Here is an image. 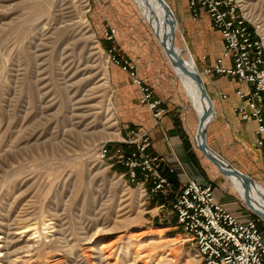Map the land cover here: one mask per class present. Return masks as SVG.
Returning a JSON list of instances; mask_svg holds the SVG:
<instances>
[{"label": "rangeland", "instance_id": "rangeland-1", "mask_svg": "<svg viewBox=\"0 0 264 264\" xmlns=\"http://www.w3.org/2000/svg\"><path fill=\"white\" fill-rule=\"evenodd\" d=\"M165 1L207 89L224 76L204 71L221 52L220 35L206 17L192 19L186 0ZM236 3L264 43V0ZM112 56L133 64L161 106L178 111L185 144L207 163L188 131L195 112L131 0H0V264H185L196 254L166 227L174 223L170 195L144 192L117 158L99 156L104 144L111 155L134 140L129 131L145 128L151 114ZM227 84L231 95L240 85ZM207 91L215 111L208 145L264 188V144H235L230 116ZM213 179L214 197H225Z\"/></svg>", "mask_w": 264, "mask_h": 264}, {"label": "built area", "instance_id": "built-area-1", "mask_svg": "<svg viewBox=\"0 0 264 264\" xmlns=\"http://www.w3.org/2000/svg\"><path fill=\"white\" fill-rule=\"evenodd\" d=\"M193 20L204 16L221 39V52L205 73H216L235 78L240 84L234 90L239 103L232 106L233 113L242 121L252 119L256 123L255 134L259 146L264 144V43L257 27L238 11L236 0H186ZM115 31L106 32L111 39ZM112 61L129 70L134 83L140 88V103L160 121L166 113L160 100H156L145 80L138 78L134 65L128 60L112 56ZM245 85V88L242 87ZM220 101L229 94L217 90ZM134 140H124L134 146L128 153L122 146L110 155L104 144L98 152L101 159L117 158L127 170L129 179L136 182L144 192L163 194L168 188V179L160 169V157L151 150L152 140L145 128L129 131ZM175 213L174 228L185 236L183 243L189 244L199 256L197 264H264V228L260 229L254 217L242 221L215 200L211 182L199 183L188 178L177 191L171 204Z\"/></svg>", "mask_w": 264, "mask_h": 264}, {"label": "crops", "instance_id": "crops-1", "mask_svg": "<svg viewBox=\"0 0 264 264\" xmlns=\"http://www.w3.org/2000/svg\"><path fill=\"white\" fill-rule=\"evenodd\" d=\"M231 78L232 77L220 76V79L215 80V82L212 81L210 85L207 86V90L210 89L213 91V95L219 103V111L221 112L222 109H224L225 114H228L230 116V123L233 124V127L231 129V131L233 130V134L228 133V136L231 139L233 138V142H235V144H238V142H242L245 138H249L255 144L257 143V138L255 135L256 123L252 119L242 121L239 116L232 111V106L238 104L239 100L234 95V92L232 95L229 94L230 89L227 84V79ZM220 89L229 94L228 100L223 102L219 100L217 96V90ZM177 112L178 111L173 110L172 108L166 107V113L160 121L155 120L152 115L148 113V120L144 121L142 124L145 129L149 130V134L152 140L150 150L160 157L161 172L169 182L167 193L168 195H170V201H168L167 203L169 206V210H171L173 213V219H175V213L171 209V204L177 191L185 184L188 178L194 179L199 183H212L214 182L213 178H218L217 180L221 181L223 191H225L227 194L223 192L225 197L218 199L215 197V200L235 216H237L239 219H241L242 221H246L250 218V214L243 209L242 204L240 203L238 204V206L231 204V202H234L235 200L232 196L236 197L237 194L230 188L227 179L217 174V170L210 162H208V160L203 155L202 156L204 157L205 161H207V163L196 160L192 155L193 152L191 151V149L188 148L185 144V139L181 136L183 127L180 123V115ZM191 129L192 127H190L188 131L193 143L194 141L191 137ZM228 130H230L229 127L225 126L224 131L230 132ZM244 131L248 132V134ZM214 137V134L211 133V138ZM194 145L195 144L193 143V146ZM194 149L201 155V153L196 149L195 146ZM251 152L247 150L248 156H250V154L252 155ZM252 159L254 160V156L252 157ZM204 166L205 170L203 171L202 167ZM174 223H167L166 227L175 229ZM176 234L182 235V232H178Z\"/></svg>", "mask_w": 264, "mask_h": 264}, {"label": "bare ground", "instance_id": "bare-ground-1", "mask_svg": "<svg viewBox=\"0 0 264 264\" xmlns=\"http://www.w3.org/2000/svg\"><path fill=\"white\" fill-rule=\"evenodd\" d=\"M135 6L138 8L141 20L147 31L149 32L150 37L160 46L159 37L161 34H164L169 49L171 50V53L177 57L183 58L190 62L192 68H194L198 73V68L196 66V63L191 57V53L186 47L185 43L182 39L178 37L177 31H178V25L176 21L175 14L173 10L169 7L167 2L163 0L164 5L167 6L170 14L171 22L167 20L166 14H165V6L161 4V6L157 3V0H131ZM166 20V21H165ZM86 20L84 17L81 18L80 23L81 25L86 24ZM87 26V25H86ZM85 26V27H86ZM161 47V46H160ZM162 49V47H161ZM164 55L166 56L167 60L170 62L169 58L165 54L164 50L162 49ZM171 64V67L173 71L175 72V75L177 79L179 80L180 86L192 108V110L195 112L196 115V123L192 127L191 131V137L193 139V143L196 149L203 155L201 148H200V141L199 138L196 135V129L198 125V120L201 117L205 106H206V100L202 97L199 86L197 83L190 77L189 72L190 68L188 66L183 64ZM106 69V68H105ZM200 75V73H199ZM201 76V75H200ZM203 80V79H202ZM212 102V101H211ZM213 105V103H212ZM214 107V106H213ZM215 117V111L213 108V113L211 115V120ZM118 134V133H117ZM208 144V143H207ZM209 146V145H208ZM210 147V146H209ZM211 148V147H210ZM211 150L215 153V155L222 159V161L227 165V167L232 171L240 174L239 176H227L221 171L217 169V167L210 162L209 159H207L204 155V157L210 162L214 168L223 175V178H226L228 181V184L230 188L237 194L239 199L248 206L250 203L249 199L245 197L244 193H248L251 198V202L254 205V207L259 210L260 212H264V188L260 186V184L251 178L249 175L243 173L236 167H234L229 161H227L225 158H223L220 154H218L216 151H214L212 148ZM218 174V173H217ZM234 193V194H235ZM185 237V236H184ZM183 240V239H182ZM184 241V240H183ZM196 253V252H194ZM199 261L198 254L191 255L189 259H187L185 264H196ZM102 261L100 260V263Z\"/></svg>", "mask_w": 264, "mask_h": 264}, {"label": "water", "instance_id": "water-1", "mask_svg": "<svg viewBox=\"0 0 264 264\" xmlns=\"http://www.w3.org/2000/svg\"><path fill=\"white\" fill-rule=\"evenodd\" d=\"M152 1V0H150ZM157 3L161 6V4L164 5L163 0H157ZM165 6V14H166V19L169 20L170 22L172 21L170 19V14L171 12L169 11V9L167 8L166 5ZM166 21V20H165ZM159 41H160V46L162 47V49L164 50L165 54L167 55V57L169 58L170 62L172 64H176V63H181L183 65H187L188 68H190V72L189 75L190 77L197 83V85L199 86L200 92L202 97L206 100V106L205 109L201 115V117L198 120V125H197V129H196V135L199 138L200 141V148L201 151L203 153V155L210 160V162H212L219 171H221L222 173H224L225 175L231 177V176H239L240 174L236 173V172H232L227 165L222 161V159L218 158L215 153L211 150V148L208 146L207 144V133H206V129L208 124L211 121V115L213 113V105L211 102V99L209 97V94L207 92L206 89V85L204 84L201 76L199 75V73L192 68L190 62H188L187 60L177 57L175 55H173L171 53V50L168 47L167 44V40L164 36V34H161L159 37ZM245 197L249 199L250 203L248 204V209H250L253 213H255L256 215L260 216L263 220H264V212H260L259 210H257L254 205L251 202V198L250 195L248 193H244Z\"/></svg>", "mask_w": 264, "mask_h": 264}, {"label": "trees", "instance_id": "trees-1", "mask_svg": "<svg viewBox=\"0 0 264 264\" xmlns=\"http://www.w3.org/2000/svg\"><path fill=\"white\" fill-rule=\"evenodd\" d=\"M249 26H250V29H253L251 25H249ZM220 46H221V45H220ZM185 142H186V140H185ZM186 144H187V142H186ZM122 147L124 148V151H125L126 153H128L130 150L134 149V146H132V145L127 146V145H125V144H122ZM116 169H117V170H123L124 167H123L122 165L116 164ZM166 193H167V192H166ZM167 194H168V193H167ZM167 199H168V198H166V199H164V198H160L159 200H160V202H163V203H164V201H167ZM174 221H175V219H174ZM257 225H258V227H259L260 229H263V228H264V227L260 224L259 221H257Z\"/></svg>", "mask_w": 264, "mask_h": 264}]
</instances>
